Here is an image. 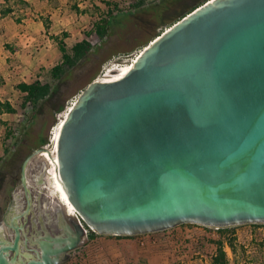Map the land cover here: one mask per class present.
I'll use <instances>...</instances> for the list:
<instances>
[{"label":"water","instance_id":"95a60500","mask_svg":"<svg viewBox=\"0 0 264 264\" xmlns=\"http://www.w3.org/2000/svg\"><path fill=\"white\" fill-rule=\"evenodd\" d=\"M43 152L22 166L28 198L27 168ZM56 156L70 203L99 235L264 224V0H208L155 37L123 78L89 83ZM28 205L5 220L12 240L0 227V264L64 263L84 228L75 220L52 236L43 227L47 239L33 240L18 222Z\"/></svg>","mask_w":264,"mask_h":264},{"label":"rangeland","instance_id":"374dc122","mask_svg":"<svg viewBox=\"0 0 264 264\" xmlns=\"http://www.w3.org/2000/svg\"><path fill=\"white\" fill-rule=\"evenodd\" d=\"M25 1L30 5L19 0L10 3L0 0V4L14 6L13 14L0 16V100L10 103L15 110L0 114V182L5 172L11 170L19 145H28V153L44 148L51 156L56 155L54 137L72 99L97 77H103L104 67L117 66L109 74V77H116L144 49L140 44L163 33L170 27L168 23L178 21L206 0H147L139 9L131 8L135 0H79L86 13L72 9L69 0ZM106 2L116 4L123 13L118 15V22L113 21L106 40L96 34L88 38L86 34L93 31V23L110 10ZM117 12L114 10V14ZM18 18L22 21L18 22ZM46 22L49 29L44 25ZM64 32L69 34V48L79 40L89 39L95 51L57 81L51 70L60 64L62 54L53 37H61ZM36 79L50 84L53 92L34 108L17 86ZM8 127L13 133L9 139L6 137ZM34 164L47 170L51 167L42 154L31 160L30 165ZM43 178L52 192L53 184L45 171ZM56 196L51 193L53 204L68 214ZM228 228L221 231L185 224L163 232L134 236L124 247L92 244L86 237L63 264H206L216 253V242H227L232 235L238 245L248 246L249 254L251 251L256 254L254 244L264 237V224ZM5 234L8 238L6 231ZM239 264L246 262L240 258Z\"/></svg>","mask_w":264,"mask_h":264},{"label":"trees","instance_id":"16d2710c","mask_svg":"<svg viewBox=\"0 0 264 264\" xmlns=\"http://www.w3.org/2000/svg\"><path fill=\"white\" fill-rule=\"evenodd\" d=\"M5 1L6 3H10L11 0H5ZM19 1L26 6L30 5L25 0H19ZM69 1L70 3H72L71 4L72 9H74L79 13H86V10L81 9L79 0H69ZM146 1L147 0H135L134 3H132L131 8L139 9L144 6ZM206 1H204L202 4H204ZM106 4L110 9L108 14L106 16H100V18L93 23V31L88 32L86 34L87 37H91L93 34H96L101 40H106L110 35L113 21L118 22L117 21L118 15L123 13V10L119 9L116 4L112 5V3L110 2H106ZM13 7L14 6L10 4H6V5L0 4V16L6 17L13 14L14 13ZM195 8H193L191 11H193ZM114 10H117L118 12L114 14ZM17 21L21 22L22 18H18ZM176 22L177 21H175L174 23ZM174 23L170 22L168 24L171 27ZM44 25L47 29H49L48 22H46V24ZM158 35H156L155 37H157ZM68 37L69 34L66 32H64L61 37L60 36L53 37V41L57 44L58 49L62 54V62L54 66L51 70L52 77L57 81H60L63 78L67 70L75 68L86 57H88L91 53L95 51L94 46L89 40H83L82 42L77 43L71 50H69L68 45L65 42V39ZM154 38L146 42H143L142 44L139 45V47L145 48ZM17 89L21 93L26 94V99L33 104L34 108L38 107V105L42 101L49 98L53 92L50 84L42 83L38 79L34 80L31 83H21L17 86ZM14 112L15 110L10 103L2 102L0 100V114L14 113ZM11 131H12L11 128L8 127L6 131L7 139H9V137L12 136L13 133ZM252 225H256V224H252ZM225 229H229V228H220L221 231H224ZM95 235H97V233L90 231L88 235L89 240L94 238ZM216 246H217L216 253L212 256V260L210 264H239L240 258L244 259L246 264H264V237L260 238V242L254 244V248H253L255 250L254 253H256L257 255L253 254L252 251L251 254H249L250 251L248 250V246L238 245L236 243V238L234 235L229 236L227 242H224L223 240L217 241ZM226 246H228L231 249L233 255L232 258L229 257L228 252L226 251Z\"/></svg>","mask_w":264,"mask_h":264},{"label":"flooded vegetation","instance_id":"af4514ba","mask_svg":"<svg viewBox=\"0 0 264 264\" xmlns=\"http://www.w3.org/2000/svg\"><path fill=\"white\" fill-rule=\"evenodd\" d=\"M18 147L15 153L16 160L13 159L11 162V170L5 172V176L3 175L0 182V226L8 233V238L12 240L15 236V231L14 229L8 228L5 220L23 214L29 208L28 202L30 199L31 207L29 213L22 216L18 222L24 224L30 238L40 242L45 241L47 237L43 231V227H46L50 234L54 236L55 234L62 233L68 227H72L75 219L72 217L73 214L68 212L65 205L68 214L61 212L59 208L53 204L51 193L54 195L56 193V198L59 201L55 185L52 182L54 190L51 186L52 192H50L43 178L45 169L38 164L31 166V161L27 168L30 196L29 198L26 196L22 183L21 170L25 159L31 153H28L30 149L28 145H19ZM46 173L50 179L49 172L47 171ZM22 238L24 239L23 234ZM33 247L37 248L38 245ZM71 253L72 252H70V257Z\"/></svg>","mask_w":264,"mask_h":264},{"label":"bare ground","instance_id":"6f19581e","mask_svg":"<svg viewBox=\"0 0 264 264\" xmlns=\"http://www.w3.org/2000/svg\"><path fill=\"white\" fill-rule=\"evenodd\" d=\"M134 61L131 63V65L134 63ZM131 65L130 66L128 65V66H125L124 68H122L120 73L116 77H109V75H108L109 79L107 81L112 82V81H117V80L123 78L129 72V70L131 68ZM64 120H65V117L61 121V123L58 125L57 131H56V134H55V137H54V141L56 143L55 151H54L55 153H56V147H57V142H58V138H59L60 129H61V126H62ZM42 156L49 162V164L51 166L49 168V170H48L49 177H50L51 181L53 182V184L55 185V188L57 189L59 201L63 205H65L67 207L68 212L69 213L71 212L73 214V216H74L75 213H77V212H76L74 206L70 203V201L68 199V196H67V194L65 193V191L63 189L62 182L60 181L59 176H58V172H57L58 159H57V156L56 155L55 156H51V154H49L46 151H44L42 153Z\"/></svg>","mask_w":264,"mask_h":264},{"label":"crops","instance_id":"0c3cea01","mask_svg":"<svg viewBox=\"0 0 264 264\" xmlns=\"http://www.w3.org/2000/svg\"><path fill=\"white\" fill-rule=\"evenodd\" d=\"M69 38V37H68ZM65 39V42L67 43V39ZM89 38V37H88ZM89 40V39H86ZM83 40H79L77 43L82 42ZM90 41V40H89ZM93 45V42L90 41ZM77 43H75L74 45H72L70 48L68 46V49L71 50ZM68 45V43H67ZM94 46V45H93ZM95 48V47H94ZM62 57V56H61ZM62 62V60H61ZM60 62V63H61ZM81 92V90L79 91ZM78 94V93H77ZM6 113L1 114L2 116L5 115ZM134 236L128 237V236H111V235H95L94 238H92L91 240H89L92 244L94 243H106V244H110V245H114L116 247H124L126 245H128L129 243H131V240ZM226 251L228 252V255L230 258L233 257L231 249L229 247L226 246ZM213 256V255H212ZM212 256H211V260H212ZM210 261H207L206 264H210Z\"/></svg>","mask_w":264,"mask_h":264},{"label":"built area","instance_id":"2783aa9c","mask_svg":"<svg viewBox=\"0 0 264 264\" xmlns=\"http://www.w3.org/2000/svg\"><path fill=\"white\" fill-rule=\"evenodd\" d=\"M94 47H95V46H94ZM116 67H117V66H116ZM116 67L114 66L113 68H110V69H105V67H104V68H103V71H102V76H103V77L99 76V77H97V78L95 79V81L109 82V81H107V80L109 79V78H108V75H109L110 72H111L112 70H114V68H116ZM78 95H79V94H78ZM78 95L75 96V97L72 99V101H71V103H70V106L68 107L67 112L65 113V117H66L68 111H69V110L72 108V106L74 105V103H75V101H76ZM73 217H75L76 221H77V222H78V223L84 228V231H85L86 237H88V235H89V233H90L91 230H89V229L84 225L81 216H80L78 213H75V215H74ZM204 227H205V226H204ZM205 228H213V229H216V230H220V228H217V227H205Z\"/></svg>","mask_w":264,"mask_h":264}]
</instances>
